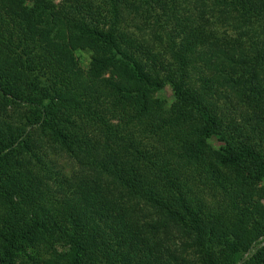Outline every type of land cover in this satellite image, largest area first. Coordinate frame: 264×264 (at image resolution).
Masks as SVG:
<instances>
[{"label": "trees", "instance_id": "obj_1", "mask_svg": "<svg viewBox=\"0 0 264 264\" xmlns=\"http://www.w3.org/2000/svg\"><path fill=\"white\" fill-rule=\"evenodd\" d=\"M30 1L0 0V264H264V245L241 260L264 234V83L224 78L230 105L218 108L211 79L198 90L185 79L186 54L235 37L173 20L179 47L163 63L118 29L123 0H105L107 18L86 1L72 15ZM213 1L241 24L264 21V0ZM165 83L170 102L157 95ZM46 145L78 170L63 172Z\"/></svg>", "mask_w": 264, "mask_h": 264}, {"label": "rangeland", "instance_id": "obj_2", "mask_svg": "<svg viewBox=\"0 0 264 264\" xmlns=\"http://www.w3.org/2000/svg\"><path fill=\"white\" fill-rule=\"evenodd\" d=\"M17 5L24 8L25 11H32L33 5L30 0H16ZM49 4L53 6L63 5L68 6L66 9L67 13L72 15L69 10L70 7L82 3L83 1L90 2L95 6H102V13H106L107 18L108 7L104 4L105 0H46ZM139 2L138 0H130L125 2L123 0L119 1L117 4V16L116 25L119 30L130 34L138 42L142 43L146 48H148L151 53H153L158 61L163 63H168L171 61L169 44H173L174 51L179 47V36L175 33V28L173 26V20L191 21L198 23L205 28L214 29L218 31L226 30V34L231 37H235L234 46L230 45L227 48L223 45L220 51L212 53V51H207L205 48L195 49L194 54L189 53L190 62L192 64L190 67L186 68V80L195 89H199L202 85V80L208 78L210 80L208 84L212 85L213 92L205 97V100H209L212 104L219 106L218 108H224V105L229 106L228 97L232 94V90L228 84L224 83V78L231 76L232 78H238L239 75H245L242 73L246 71L247 73H253L264 83V69L258 70L255 61L253 60V55L260 45L259 41L264 40V34L261 26L264 21L261 18L251 19L246 24H241V18L237 13L233 12L230 7L225 5L216 4L213 0H147ZM161 1L165 4L163 8L157 5V2ZM105 8V9H103ZM146 10V12H141ZM82 13V12H81ZM165 15V16H163ZM171 20V21H170ZM219 27V28H218ZM89 52L86 48L80 47L74 50L73 56L80 66L86 67L88 63ZM247 55V62L243 66L241 62ZM200 56L201 58H199ZM234 62H238L235 64ZM255 64V65H254ZM193 66V67H191ZM177 69V68H176ZM218 71L225 72L219 76ZM248 75L243 78H247ZM219 76L222 80L221 85H215L211 81L213 78ZM227 94V97H224ZM157 95L170 102L172 97V91L168 83L164 84V88L157 93ZM232 105V104H231ZM234 105L237 106V112L247 116V111L242 110V106L237 102ZM232 106V113H233ZM243 115V116H244ZM244 122L247 123L248 119L243 118ZM255 138V137H254ZM256 141V138H255ZM264 144V140L260 141ZM45 143V142H44ZM47 146V145H46ZM55 149H50L47 146L48 155L50 158L56 159V166L60 167L63 172H71L78 170L77 161L70 157L64 150L56 147ZM95 175L101 176L102 174L96 172ZM264 185V180L262 181ZM162 235L160 234V237ZM264 245V234L258 237L257 241L250 246L249 249L243 252L242 259L248 257L253 253L256 248ZM62 247L57 246V250L60 251ZM28 264H34L31 259H26ZM239 260L238 262H240ZM238 264V263H237Z\"/></svg>", "mask_w": 264, "mask_h": 264}]
</instances>
